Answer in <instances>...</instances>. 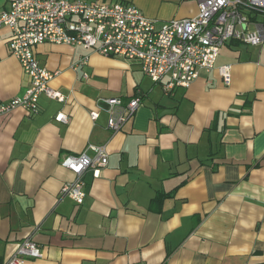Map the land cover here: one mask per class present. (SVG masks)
<instances>
[{"label":"crops","instance_id":"0c3cea01","mask_svg":"<svg viewBox=\"0 0 264 264\" xmlns=\"http://www.w3.org/2000/svg\"><path fill=\"white\" fill-rule=\"evenodd\" d=\"M105 1L134 5L157 25L198 10V0ZM257 20L264 31V13ZM10 36L0 29V103L30 83ZM33 51L64 100L41 95L37 112L0 115V264L26 236L42 254L24 264H264V42H226L186 88L92 48L44 42ZM135 95L132 116L110 131L102 98ZM89 144H104L108 163L85 172L77 205L59 193L74 177L60 161Z\"/></svg>","mask_w":264,"mask_h":264},{"label":"built area","instance_id":"2783aa9c","mask_svg":"<svg viewBox=\"0 0 264 264\" xmlns=\"http://www.w3.org/2000/svg\"><path fill=\"white\" fill-rule=\"evenodd\" d=\"M9 8L0 11V29L11 31L9 52L29 77L24 94L0 103V115L16 107L37 112L41 95L58 101L64 95L50 85L55 72L41 66L33 48L44 42L92 48L103 55L137 60L142 72L153 82L167 78L165 88L188 87L200 70L215 67L220 48L230 40L257 46L264 42L263 24L257 15L264 13V0H198L194 16L174 18L160 25L146 17L134 5L105 0H10ZM226 83L230 65L218 68ZM107 127L122 129L141 98L127 101L104 97ZM95 119L97 111L91 112ZM56 119L67 122L58 114ZM104 144H89L78 154L65 155L60 164L74 177L60 188V195L83 202L86 190L83 175H93L107 165ZM39 244L30 236L23 238L5 264H24L27 258H39Z\"/></svg>","mask_w":264,"mask_h":264}]
</instances>
